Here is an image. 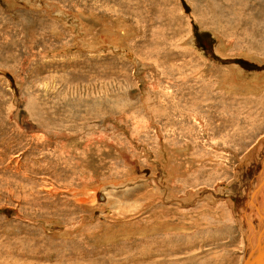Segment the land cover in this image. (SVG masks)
I'll return each instance as SVG.
<instances>
[{"label": "rangeland", "instance_id": "1", "mask_svg": "<svg viewBox=\"0 0 264 264\" xmlns=\"http://www.w3.org/2000/svg\"><path fill=\"white\" fill-rule=\"evenodd\" d=\"M263 163L264 0H0V264H242Z\"/></svg>", "mask_w": 264, "mask_h": 264}, {"label": "bare ground", "instance_id": "2", "mask_svg": "<svg viewBox=\"0 0 264 264\" xmlns=\"http://www.w3.org/2000/svg\"><path fill=\"white\" fill-rule=\"evenodd\" d=\"M244 5V4H243ZM244 7H245V5H244ZM240 9H243V8H241L240 7ZM239 9V10H240ZM245 9V8H244ZM248 19V18H247ZM250 19V18H249ZM253 21V20H252ZM245 25H248V22H246V23H244ZM252 25H254V24H252ZM255 26V25H254ZM257 26V25H256ZM255 26V27H256ZM245 29V28H244ZM247 32V31H246ZM91 44V43H90ZM258 144H260L259 145V147H262L261 145H263V142L261 143V142H258ZM258 147V148H259ZM256 150V149H255ZM260 150H261V148H260ZM259 150V151H260ZM257 151V150H256ZM259 151H257V152H259ZM248 155V154H247ZM248 157V156H247ZM259 180V179H258ZM257 180V181H258ZM261 181V182H260ZM259 184L258 185H256L257 187L255 188V190L251 193L252 195V197L250 198V200L249 201H247L249 204H251L250 206H251V208L254 206V208H252V210L251 211H253V213L251 214V216L250 217H256L257 219H259V221H260V223H258V226H259V224L261 225V227H260V230H259V227L257 228V226H255L254 225V222H249L250 224H252L253 226H254V230H253V236H252V241L250 242L249 241V243H250V245L252 244V249H253V247H255V249H253V251H252V249H251V247H250V251H249V253H248V255L245 257V260L243 261V263L242 264H244L245 263V261H246V259H247V257L248 256H251V260L249 261V263L248 264H261V262H263L262 264H264V257H262V259L261 258H259V259H256L257 257H259V255H257L258 254V251H259V249L261 248V247H263L264 246V177H262L261 178V180H259ZM227 187V186H226ZM88 190H94V195H93V197L94 196H97V193H96V189L93 187V189H88ZM151 192L153 193L154 192V190L152 189L151 190ZM194 192V191H193ZM194 194V193H193ZM214 194V193H213ZM203 195H205V194H203ZM214 196H215V194H214ZM157 197V196H156ZM95 198V197H94ZM147 199V198H146ZM82 200V199H81ZM87 200H92V198H91V196L88 194V195H86L85 197H84V199H83V201L82 202H86ZM97 199L95 198L94 199V202L92 203V204H94V203H96L95 201H96ZM151 200V201H150ZM194 200V199H193ZM154 201H157V198H151V199H149V202H154ZM88 203H90V202H88ZM218 203V202H217ZM216 203V204H217ZM227 207H228V205L227 204H225ZM232 207H234V206H232ZM232 207H228V209H229V211H231L232 213H233V210H232ZM234 209V208H233ZM226 210H222V215H225L226 213ZM249 214V213H248ZM119 215V214H118ZM231 215V214H230ZM242 215V214H241ZM226 216V215H225ZM224 216V217H225ZM249 216V215H248ZM125 217H127L126 215H125ZM249 217V218H250ZM249 220H251V218L249 219ZM253 221H255V220H253ZM251 227V226H250ZM249 227V228H250ZM252 229V228H251ZM250 229V230H251ZM171 246V245H170ZM132 252V251H131ZM262 260V261H261ZM240 262H241V260H240ZM203 263V262H202ZM207 263H209V262H204L203 264H207ZM230 264V263H229Z\"/></svg>", "mask_w": 264, "mask_h": 264}, {"label": "water", "instance_id": "3", "mask_svg": "<svg viewBox=\"0 0 264 264\" xmlns=\"http://www.w3.org/2000/svg\"><path fill=\"white\" fill-rule=\"evenodd\" d=\"M150 203H151V202H149L148 204H150ZM148 204H145L144 207H146ZM144 207H143V208H144ZM113 217H114V216H113ZM257 255H259V257H257L256 259H259V258L262 259V257H264V246L261 247V248L259 249ZM250 260H251V256H248L244 264H248ZM261 261H262V260H261Z\"/></svg>", "mask_w": 264, "mask_h": 264}, {"label": "crops", "instance_id": "4", "mask_svg": "<svg viewBox=\"0 0 264 264\" xmlns=\"http://www.w3.org/2000/svg\"><path fill=\"white\" fill-rule=\"evenodd\" d=\"M260 173H261V176L258 177L259 180H261V178L264 177V163H263V169Z\"/></svg>", "mask_w": 264, "mask_h": 264}]
</instances>
